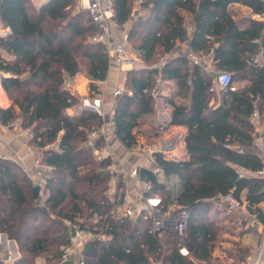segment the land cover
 Listing matches in <instances>:
<instances>
[{
    "label": "trees",
    "instance_id": "trees-1",
    "mask_svg": "<svg viewBox=\"0 0 264 264\" xmlns=\"http://www.w3.org/2000/svg\"><path fill=\"white\" fill-rule=\"evenodd\" d=\"M133 1L115 0L117 23L130 19ZM76 3L49 0L37 8L32 0H0V20L11 29L0 37V69L9 73L2 85L12 101L0 119L9 125L21 118L50 168L41 201L26 171L0 159V233L14 239L21 253L12 264H35L42 256L73 264L63 260V252L75 224L108 237L84 247L85 264H154L161 257L163 264L210 263L216 230L212 217L206 218L223 196L245 197L248 211L264 223V179L253 175L263 160L252 149L256 119L264 122V22L252 16L237 19L230 9L241 3L264 14V0H145L150 16L136 21L129 35L148 67L128 71L133 94L116 99L114 133L127 149L137 147L136 127L155 112L158 76L163 83L176 82L174 96L183 101L172 99L171 122L188 128V157L174 160L162 152L154 157L165 176L178 178L179 187L171 191L152 168L140 167L139 174L152 183L149 193H160L166 206L189 210L190 255L179 251L174 234L152 235L150 220L118 217L113 211L106 170L111 159L100 160L94 152L107 144L101 129L96 147L87 145L89 133L102 128L105 119L81 107L63 88L65 76L82 73L104 80L110 71L104 44L90 42L99 29L88 10L75 12ZM178 41L190 43V55H212L217 70L232 74L236 90L215 89V77L202 59L172 54ZM166 53H171L167 63L157 67ZM217 93L221 99L212 104ZM70 109L80 112L72 115Z\"/></svg>",
    "mask_w": 264,
    "mask_h": 264
},
{
    "label": "built area",
    "instance_id": "built-area-1",
    "mask_svg": "<svg viewBox=\"0 0 264 264\" xmlns=\"http://www.w3.org/2000/svg\"><path fill=\"white\" fill-rule=\"evenodd\" d=\"M77 9H86L88 10L92 21L97 25L99 31L90 37V42L92 43H102L104 44L110 62H114L121 67L127 65L131 68L142 65L148 67V65L141 59L139 49H136L132 45L118 40L114 35V28L117 23L116 16V5L115 0H79L77 3ZM253 19L264 22V14H255L252 15ZM11 33L9 26H6L3 22L0 21V37H6ZM168 61V58L165 55L161 56L157 67L164 66ZM194 61L198 62V58L194 57ZM206 61V62H205ZM203 61L204 68L209 71L210 63H213V56L209 55L208 58ZM121 80L118 82L116 87L113 90V95L116 98H119L123 95H132L133 90L128 85V75L127 72L122 69ZM0 75H9V73L4 72L0 69ZM91 83L96 85L94 90L91 89V92L86 95H78L73 90V82L70 76H65L63 82L64 90L70 92L72 95L76 96L80 105L83 108H88L98 115L105 118L106 109H105V97H106V81L104 80H91ZM163 79L161 76H158L156 86L153 89V96L156 98L159 96V87L162 85ZM213 86L215 89L223 90H236V86L233 85L232 74L230 72H221L213 79ZM2 109L0 108V115ZM114 109L111 110L112 124L113 122ZM255 116H258L257 113ZM0 128L11 129L16 133L26 134L30 138L34 137L33 132L24 127L21 123H11L9 125L4 124L0 119ZM160 130H165V126L161 125ZM100 137V130L94 129L89 133V138L87 145L95 148L96 142ZM107 146V145H106ZM105 146V147H106ZM259 146V154L263 160V167L255 172L253 175L264 179V136L261 137ZM100 148H95L94 152L102 158ZM147 152H151L148 149ZM43 152L40 150L35 156L34 167L37 170V175L39 179L34 182L36 185H39L44 188L47 177L46 171H49L50 168L45 166L42 163ZM177 160V159H176ZM118 162H112L107 166L112 178L116 180V177L119 174L124 173V171L118 167ZM122 166V163L120 164ZM132 171L128 172L129 174L126 177L134 180L138 188V192L128 196V192L123 193L122 202L125 206L124 216L130 218H142L145 221H151L150 233L154 236L161 237L164 232H170L174 234L176 238V245L179 251L184 255H190L192 250V242L188 236V222L190 217V212L186 208L177 207L176 205L166 206L163 202V198L160 193H149L152 190V183L143 179L139 174V168H133ZM154 173L158 175L159 178L164 176V169L157 163L154 159V166L152 168ZM249 174V172H245ZM32 179V175L27 173ZM226 205L232 209H238L244 206V202L236 198L232 193H229L222 197L221 199ZM96 229V228H95ZM107 237L104 233H96L93 228L88 226L79 227L75 226L70 228L69 234V243L64 248L63 260L68 261L71 258H75L73 264H85L83 250L84 247L92 240L103 239ZM165 243H162L163 251H165ZM264 261V240L256 252L250 257L248 264H263ZM155 264H163V257L158 259Z\"/></svg>",
    "mask_w": 264,
    "mask_h": 264
},
{
    "label": "crops",
    "instance_id": "crops-1",
    "mask_svg": "<svg viewBox=\"0 0 264 264\" xmlns=\"http://www.w3.org/2000/svg\"><path fill=\"white\" fill-rule=\"evenodd\" d=\"M48 1L49 0H32L33 4L37 8H40ZM78 2L79 0H77V3ZM144 2L145 0H134L133 4L131 5L132 9H131L130 19L122 24L116 23L114 28L115 37L122 42H126L132 45L133 47L135 46L129 40V35L132 28L134 27V23L136 21H139L140 19H145L150 16V9L144 5ZM77 3L75 7L76 10H79L77 9ZM230 9L233 11L234 16L237 19H242L243 17H250L253 15V10L249 6L241 3H232L230 5ZM243 13L246 15H243ZM190 26L191 25L189 24L188 29L192 30ZM189 48H190L189 42L178 41L174 50L172 51V54L174 55L184 54L183 52L185 50L188 51V54H190ZM170 54L166 53L167 58L170 57ZM190 57L194 60V57L192 56ZM140 68H147V67H144L142 65H138L137 67L134 68H131L127 65L121 67L120 65L111 62L108 77L105 79L107 89H106V97H105L104 105L107 114L109 110L115 108V103L117 98L113 95V90L118 84V82L121 80V76L123 72L122 69H124V71H126L128 75L129 70L140 69ZM3 76L4 75H0V108L1 109L8 108L12 104L11 99L9 98L7 92L5 91L2 85ZM71 78L73 82V90L75 93H78L79 96L80 94L86 95L91 92V78H89L87 75L78 73L76 76ZM175 91H176V82L174 80L165 81L163 85L159 87V96H157L156 98L154 97L155 105H156L154 114L148 117L146 122L136 127L135 131L137 133L139 145L137 148L131 149L132 151L131 153L134 156L133 157L134 161H136L135 162L136 166H138L139 164L145 165L147 161L149 162V160H151V163L153 165L155 159L154 153L155 152L164 153L162 148L169 149L168 153L171 154L169 156L171 159L179 160V159H186L188 157V152L186 149V142H185V138L188 133V128L185 125L172 124L171 122L172 110H173V105L171 103L172 99L177 102L183 101L182 98L178 96H174ZM220 99H221V94L217 93L216 97L212 99L211 103L216 104L217 103L216 101H219ZM79 110L80 109L78 110L70 109L69 112L71 114H76L79 112ZM256 123H257V128H256L255 142L252 148L253 151L259 150L258 144L260 142L261 137L264 135V122L256 119ZM161 125L165 126V130L159 129ZM101 130L106 137V142H107L106 149L108 150V153L111 151L112 152L115 151V148L117 149V147L112 146L110 142L115 141L119 145L121 144V142L114 133L112 116L109 117V119L105 120ZM148 149H150L151 152H147ZM38 151L39 150L37 149L36 146L31 145V138L28 135L14 133L13 131H11V129L0 128V159L5 163L13 165L16 169L17 168L24 169L26 173L32 175V180L34 182H36L39 179L37 175V170L34 167V159ZM121 156H123V158H126V154H122ZM126 163H129V161H127ZM138 167H145V166L139 165ZM133 194H136V192H134ZM242 199L244 202V206L247 207V201L245 197H243ZM262 205H264V203ZM249 214L251 215L252 218L256 219L255 220L257 224L256 228L259 232H261L263 230L262 228L264 226V223L260 222L254 214H251L250 212ZM253 225L255 226V224ZM2 234L5 233H0V260H4L6 263H10V262L13 263L20 254L18 244L14 239L8 238L7 235H6L7 236L6 240H4ZM251 242L254 244L253 239H251ZM248 261L246 264H248ZM200 263L207 264L206 262L203 261L199 262V264ZM232 264H237V263H234L232 259ZM242 264H245V262H243Z\"/></svg>",
    "mask_w": 264,
    "mask_h": 264
},
{
    "label": "rangeland",
    "instance_id": "rangeland-1",
    "mask_svg": "<svg viewBox=\"0 0 264 264\" xmlns=\"http://www.w3.org/2000/svg\"><path fill=\"white\" fill-rule=\"evenodd\" d=\"M82 10L83 9L76 10V7H75V12H79ZM243 15H246V14L243 13ZM183 53L188 54V51L185 50ZM190 56L197 57L199 61L201 59L205 61L208 58L209 54L207 55L195 54V55H190ZM208 65L210 68L209 72L214 77L222 72L220 70H217L214 67L213 63H210ZM238 83L241 84L243 83V81H238ZM110 111L111 110L108 111V114L106 113L105 118H104L105 120L111 117ZM16 122L21 123L23 125L21 118L15 120L13 123H16ZM94 129L100 130L101 128L99 127V128H94ZM110 143L112 146L117 147V149L115 148V151L113 152L111 151L108 153V150L106 149V147L100 148L99 150L101 151V155H102L101 159L109 158L111 159V163L119 161V163H116V164H118V167L120 168V170L122 169L124 173L119 174V176L116 177V180H114L112 178V175H110V180H109V184L107 188V194L110 197V199L115 203V206L113 207V211L115 212V214L118 217H124L125 206L122 202L123 193L127 191L128 196H130V194L133 195L134 192H138V188L136 184L134 183V180L131 178L130 179L127 178L125 176L126 173L128 175L129 174L128 172L132 171L131 169L140 168L138 167L139 165L145 166L148 168H153L154 164L152 165L151 160L148 159L149 162L147 161L145 165L139 164L138 166H136V163H135L136 161H134V158H133L134 156L131 153L132 152L131 149H127L126 147L123 146L122 143H121L122 145L120 144L121 146L115 141L110 142ZM162 150L164 151L165 155L168 158H170L169 156L171 154L168 153L169 149L162 148ZM121 153L126 154V158H123V156H121L122 155ZM95 155L97 156L98 159H100L96 153ZM127 158L130 160H128ZM127 161H129V163H126ZM121 163H122V166L120 165ZM107 169L108 168H106V170ZM160 179L161 181L165 183L167 188H169L171 191H175L179 187V180L176 176L168 177L164 175V176H161ZM44 189L45 188L41 187V190H40L41 201H43L47 196ZM52 217L55 218L56 215L53 214ZM209 217L210 218L212 217V219L214 220L212 221L214 222V229L216 230V239L214 241L213 254H212L211 261L210 263H207V262L206 263L207 264H232V259H233L234 263L242 264L243 262H245L246 264L248 259L256 252V250L260 247V245L262 244L264 240V226L262 228L263 230L259 232L256 228V225H257L255 221L256 219L251 217L247 207L242 206L238 209H232L228 205H226L222 200L220 202H217L214 205V207L210 211L209 216H207L206 220L209 219ZM84 219L85 217H80L79 220L84 221ZM253 224H255V226ZM67 225H69L70 227L72 226L70 223ZM75 225L76 227L78 226V224H75ZM164 235H166V232H164ZM250 237L251 239L254 240V244L251 242ZM103 239L106 240L108 239V237L104 236ZM175 241H176V238H175ZM20 255L21 253L19 254L16 260L19 259ZM71 259L72 261L75 260V258H71ZM155 262L156 261H154V264ZM4 263L11 264L12 262L10 263L4 262ZM35 264H56V263L51 262L50 260L47 259V257L45 258L44 256H42L36 260ZM200 264H205V263H200Z\"/></svg>",
    "mask_w": 264,
    "mask_h": 264
},
{
    "label": "water",
    "instance_id": "water-1",
    "mask_svg": "<svg viewBox=\"0 0 264 264\" xmlns=\"http://www.w3.org/2000/svg\"><path fill=\"white\" fill-rule=\"evenodd\" d=\"M40 190H41V187H40L39 185H36V186L34 187V196H35L36 198L39 197V195H40ZM2 237H3L4 240H6V238H7L6 234H2Z\"/></svg>",
    "mask_w": 264,
    "mask_h": 264
}]
</instances>
